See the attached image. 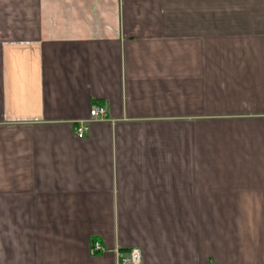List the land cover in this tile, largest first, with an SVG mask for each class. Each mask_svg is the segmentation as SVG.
I'll use <instances>...</instances> for the list:
<instances>
[{
    "label": "crops",
    "instance_id": "0c3cea01",
    "mask_svg": "<svg viewBox=\"0 0 264 264\" xmlns=\"http://www.w3.org/2000/svg\"><path fill=\"white\" fill-rule=\"evenodd\" d=\"M131 249L264 264V0H0V264Z\"/></svg>",
    "mask_w": 264,
    "mask_h": 264
},
{
    "label": "built area",
    "instance_id": "2783aa9c",
    "mask_svg": "<svg viewBox=\"0 0 264 264\" xmlns=\"http://www.w3.org/2000/svg\"><path fill=\"white\" fill-rule=\"evenodd\" d=\"M109 121L106 109L103 106H92L88 112V119L80 121L74 128V136L76 139L85 138L90 129V125L93 123H102ZM92 251L100 252V245L94 243L92 245ZM141 254L137 249H131L126 253L116 252V264H140Z\"/></svg>",
    "mask_w": 264,
    "mask_h": 264
}]
</instances>
